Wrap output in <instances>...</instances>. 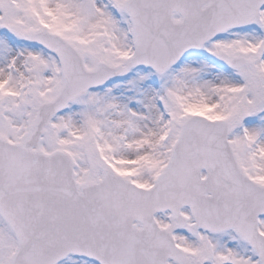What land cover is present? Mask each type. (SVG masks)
I'll return each instance as SVG.
<instances>
[{"label": "snow or ice", "instance_id": "1", "mask_svg": "<svg viewBox=\"0 0 264 264\" xmlns=\"http://www.w3.org/2000/svg\"><path fill=\"white\" fill-rule=\"evenodd\" d=\"M0 264H264V0H0Z\"/></svg>", "mask_w": 264, "mask_h": 264}]
</instances>
